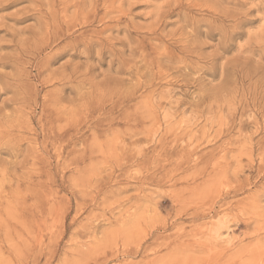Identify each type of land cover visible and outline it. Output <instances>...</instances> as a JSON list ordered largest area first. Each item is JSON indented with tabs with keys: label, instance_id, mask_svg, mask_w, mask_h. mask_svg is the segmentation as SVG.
Masks as SVG:
<instances>
[{
	"label": "rangeland",
	"instance_id": "obj_1",
	"mask_svg": "<svg viewBox=\"0 0 264 264\" xmlns=\"http://www.w3.org/2000/svg\"><path fill=\"white\" fill-rule=\"evenodd\" d=\"M0 264H264V0H0Z\"/></svg>",
	"mask_w": 264,
	"mask_h": 264
},
{
	"label": "bare ground",
	"instance_id": "obj_2",
	"mask_svg": "<svg viewBox=\"0 0 264 264\" xmlns=\"http://www.w3.org/2000/svg\"><path fill=\"white\" fill-rule=\"evenodd\" d=\"M212 229V228H211ZM215 230V229H214ZM217 237V236H216Z\"/></svg>",
	"mask_w": 264,
	"mask_h": 264
}]
</instances>
